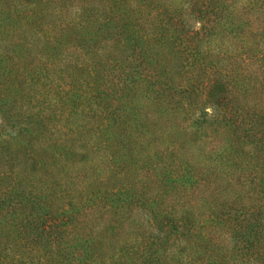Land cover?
<instances>
[{"label": "trees", "instance_id": "16d2710c", "mask_svg": "<svg viewBox=\"0 0 264 264\" xmlns=\"http://www.w3.org/2000/svg\"><path fill=\"white\" fill-rule=\"evenodd\" d=\"M0 85V264H264V0H0Z\"/></svg>", "mask_w": 264, "mask_h": 264}, {"label": "rangeland", "instance_id": "374dc122", "mask_svg": "<svg viewBox=\"0 0 264 264\" xmlns=\"http://www.w3.org/2000/svg\"><path fill=\"white\" fill-rule=\"evenodd\" d=\"M31 1V0H29ZM193 19V26L195 28H199L201 26V20L199 19ZM227 37V36H226ZM66 53L69 54L70 57L75 58L76 53L73 51H66ZM5 81V85L2 86V88H9L10 84L12 82L10 81H6L5 79H2ZM29 78L25 79L23 77V80L20 81H16L13 82L15 86H13L12 88L14 89V93H15V89L16 87L18 88L17 84L19 82H23L22 87L26 86L28 84ZM61 82V80H60ZM61 84V88H63L64 84ZM1 86V85H0ZM59 84H57L56 87H54V89L50 88V85L46 87V90L49 91V94H47V96H43L41 95V93L39 92L37 94L39 101L43 104V107H45L47 109L48 104H49V100L51 97H55V95L60 92V88ZM26 95H30L29 91L26 90L25 92H23ZM10 98H13L15 95H10ZM13 96V97H12ZM53 100V99H52ZM38 105V104H37ZM215 106L216 104H213L210 101H206L205 102V111H207L209 114L213 113L215 111ZM32 107V104L30 106H28V104H25L24 108L27 110H31L30 108ZM38 108V106H36ZM28 108V109H27ZM20 110V109H19ZM25 111V110H24ZM138 133L136 132V135ZM127 134H124L123 137H120L119 135H117L114 139H111L109 141L108 144L103 145V147L101 148L102 152L105 154L106 160L108 162V165L110 167V169H114L115 171L117 170L120 174V176L125 179L120 181L117 184V187L115 188L116 190H120L121 186H126L124 189H122V192H125L129 187L131 188L130 190V194H132L133 192H136V190L140 187V184L137 182H134V185L132 186V179L133 178L135 181H144L145 178H153L155 180V184L158 186H161L165 181H168L167 177L168 176L169 180L174 179L175 173H174V169L175 166L174 165H170L169 161L167 160V158H162V157H158V158H151L150 161H148V158L146 156L147 151L145 150L144 152H141L140 154H138V150L140 148V141L139 140H135V141H131V138L128 137L127 139ZM127 139V140H126ZM205 140H207L206 138H204V140H202L203 145H205V148L209 147V143L208 141L206 142ZM127 141V143H126ZM155 146H159V142H156ZM154 147V144L151 146V148ZM87 158H83L81 159L80 165H91L94 164L95 162H92L91 160H86ZM91 159V157H90ZM98 160V157L96 156V161ZM98 163L100 164V166L102 168L105 167V164L102 163L101 161H98ZM203 164L205 165H210V163L208 161L203 162ZM108 171H104V173H107ZM130 177V179L128 178ZM128 178V179H126ZM160 178L164 181V182H160ZM154 186V184L152 185V187ZM159 190V189H157ZM127 196V195H126ZM124 196V197H126Z\"/></svg>", "mask_w": 264, "mask_h": 264}]
</instances>
